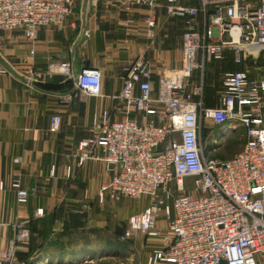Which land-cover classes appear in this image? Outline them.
I'll return each mask as SVG.
<instances>
[{
	"label": "built area",
	"instance_id": "obj_1",
	"mask_svg": "<svg viewBox=\"0 0 264 264\" xmlns=\"http://www.w3.org/2000/svg\"><path fill=\"white\" fill-rule=\"evenodd\" d=\"M159 2L118 0L128 11L150 10L146 22L151 38ZM74 8L75 0H0V33L20 30L36 42L42 28L62 24ZM164 8L169 17L185 23L181 67L164 69L155 92L145 55L126 66L119 98L126 103L127 118L113 122L104 112L93 137L79 144L74 157L80 165L95 159L114 166L111 181L99 191L100 202L151 199L129 218L121 242L159 237L160 216L168 220L164 247L146 264H264V78L252 77L250 69L227 73L218 91L219 106H203L206 63L223 60L228 49L237 64L256 65L264 54V0H165ZM54 68L74 80L81 96L102 94V72L83 69L75 76L69 61L34 73L36 81L51 76ZM196 71L200 79L191 85ZM5 73L7 69L0 70ZM62 98L69 103L72 95ZM132 108L138 119L131 117ZM207 119L222 127V135L243 129V150L227 160L212 158L203 140ZM51 121L58 129L62 118ZM11 187L19 204L36 193L19 181ZM14 228L8 248L0 251V264H24L18 252L30 232L21 225Z\"/></svg>",
	"mask_w": 264,
	"mask_h": 264
},
{
	"label": "crops",
	"instance_id": "obj_2",
	"mask_svg": "<svg viewBox=\"0 0 264 264\" xmlns=\"http://www.w3.org/2000/svg\"><path fill=\"white\" fill-rule=\"evenodd\" d=\"M160 2L155 10L153 38L148 35L146 22L150 10L128 11L119 6L118 0H80V8L75 0L73 14L62 24L42 28L36 42L29 41L20 30L0 33V70L7 69L0 75V184H4L0 188V251L8 248L16 225L33 233L35 241H28L27 245L38 244L41 239L38 241L36 236L51 228L54 254L60 252L56 249L58 241L59 247L63 243L64 248H102L106 246L101 236L105 237L107 231V207L113 220L120 222L128 221L151 204L149 198L137 200H143L144 206L118 218L116 202L102 203L98 196L101 187L111 181L114 166L95 159L80 165L74 154L82 141L93 137L95 122L104 112L113 122L127 118L126 103L119 97L124 68L137 57L145 55L150 60L155 92L164 69L181 67L185 23L169 17L165 0ZM258 56L256 65L237 64L234 51L228 49L223 60L206 63L204 108L219 106L218 91L227 73L250 69L252 77L264 78V54ZM66 61L72 63L75 76L83 69L100 70L102 94L81 96L74 90V80L56 68L51 76L36 81L34 73ZM200 73L194 72L191 85L197 84ZM67 94L72 95L69 103L62 98ZM130 111L131 117H140L133 108ZM53 116L62 118L58 129L52 127ZM209 122H205V129L211 135L219 127ZM238 133L246 142L243 129L228 135L234 138ZM243 147L236 146L230 158ZM95 152L101 156L99 149ZM15 181L25 189H36L27 204L17 203L11 187ZM38 210H43V215L38 216ZM158 227L161 236L170 234L163 215ZM161 236H138L129 241L142 256L139 264H146L156 249L164 247Z\"/></svg>",
	"mask_w": 264,
	"mask_h": 264
},
{
	"label": "rangeland",
	"instance_id": "obj_3",
	"mask_svg": "<svg viewBox=\"0 0 264 264\" xmlns=\"http://www.w3.org/2000/svg\"><path fill=\"white\" fill-rule=\"evenodd\" d=\"M80 0H76V5L78 8L81 7L79 4ZM161 2H159L160 4ZM119 4V3H118ZM120 6V5H119ZM159 6V5H158ZM158 6L155 10H157ZM137 9H146L141 7L132 8L131 11ZM211 120H203V122L207 123ZM210 123V122H209ZM206 131V132H205ZM224 130L222 127H219L213 131V133L208 134L207 129L204 130L203 140L206 142L207 147L209 148L208 151H212L210 156L212 158H217L220 160H227L230 159V156L235 152L236 146H242L245 143L244 137L241 133H238L236 137L232 138L229 135H222L221 133ZM206 133V134H205ZM216 150L215 152L213 150ZM232 158V157H231ZM144 201H137V199H132L128 197H123L119 201H116V206L114 207L117 211V217H125L130 211L137 207V206H144ZM110 208L107 207V231L105 237L101 236V239L105 238L106 246L102 248H97L95 246L86 247V248H73L69 245V247L65 246L63 243L59 247L60 241L56 244V249H59L60 252L54 254V233L52 229H45L43 234V239L41 240V235L36 236L38 245L45 244L38 252H33L30 254L28 253V248L30 244L27 243L20 246V253H28L30 256L18 260L24 264H139L142 262V256L139 252L133 249V245L129 242L123 243L121 242V234L126 231L127 229V220H123L118 222L117 220L114 221L113 213L109 210ZM112 216V218H111ZM42 233V232H41ZM102 233V231H101ZM168 234H162L160 230V236L162 237V241L164 242V237ZM33 238V235L30 234ZM32 241V240H31ZM103 241V240H102ZM30 242V240H29ZM63 242V241H62ZM98 242H95L96 244ZM125 244V248L123 250H119L116 248L117 244ZM63 248V249H62ZM68 248V249H67ZM25 249V250H24ZM133 249V250H132ZM64 250V251H61Z\"/></svg>",
	"mask_w": 264,
	"mask_h": 264
},
{
	"label": "trees",
	"instance_id": "obj_4",
	"mask_svg": "<svg viewBox=\"0 0 264 264\" xmlns=\"http://www.w3.org/2000/svg\"><path fill=\"white\" fill-rule=\"evenodd\" d=\"M206 132V131H205ZM203 134H204V131H203ZM206 134V133H205ZM34 232V231H33ZM43 234H44V232H40V235H41V240H46V239H43ZM31 235H33V233L31 234ZM31 240H34V238H31L30 239V242H31ZM35 241V240H34ZM30 244V247L28 248V253L30 254V252L32 253L33 252V254H35V252H38V250H40L42 247H44L45 246V244H41V245H38V244H36V245H33V244H31V243H29ZM52 246H54V244H52ZM116 248L117 249H119V250H123L124 248H125V244H123V243H121V244H117L116 245ZM30 251V252H29ZM28 253H18V258H21V259H24V258H26V257H28V256H30Z\"/></svg>",
	"mask_w": 264,
	"mask_h": 264
}]
</instances>
